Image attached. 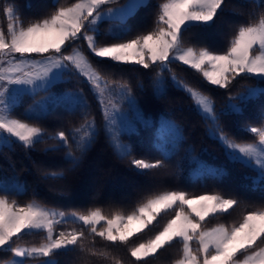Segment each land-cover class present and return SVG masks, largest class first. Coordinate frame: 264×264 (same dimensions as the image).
<instances>
[{"label":"snow or ice","instance_id":"6c2138e0","mask_svg":"<svg viewBox=\"0 0 264 264\" xmlns=\"http://www.w3.org/2000/svg\"><path fill=\"white\" fill-rule=\"evenodd\" d=\"M115 2L74 0L67 6L57 3L49 14L24 23L10 0H0V12L7 21L6 31L0 28V147L19 144L28 150L42 140L43 128L14 116L24 97L33 98L25 116L35 120L41 119L52 106L61 102L68 104L73 111L87 108L80 95L58 97L50 92L52 86L70 72L91 86L103 108L105 130L117 154L121 158L131 155L130 145L121 143L120 137L135 133L133 120L144 125H148V121L136 108L126 83L120 84L102 76L79 48L67 51L70 44L80 40L86 42L88 51L99 61L134 64L144 69L159 66V71H171L169 65L179 62L220 89H229L241 76L255 78L258 84H264V13L256 22L241 24L225 50L212 51L208 47L185 46L184 33L213 23L223 12L226 0H163L157 7L153 28L127 40L123 39L131 31L127 21L136 10L146 6L145 0H129L119 8L106 7ZM105 20L118 25V30L108 33L114 42H98V25ZM172 81L190 97L197 112L210 123L209 134L224 146L228 161L240 163L255 172L256 176L248 179L264 186V125L245 129L257 138L256 142L229 139L217 123L219 116L211 98L175 75ZM162 84V80L156 81L157 91L162 90ZM114 85H119L115 97ZM41 93L46 95L36 101L34 98ZM259 95H264V88L248 87L237 96L230 95L220 115L242 113L244 107ZM233 100L239 103L234 104ZM124 103L128 104V112L121 111ZM163 127L171 135L159 146L162 158L155 161L133 158L130 161L133 168L140 172L159 169L171 159L182 136L169 121H165ZM81 132L84 134L79 135ZM95 134L94 121L86 119L83 125L73 130L75 149L81 153L86 151ZM50 139H57L64 147H72L69 136L63 131ZM66 158L73 164L78 162L71 150ZM199 167L206 177L221 179L226 174L223 168L204 163ZM61 175L49 174L51 178H60ZM24 191V186L14 180L0 182V250L7 249L13 257L3 264H24L25 257L49 258L59 250L76 246L81 252L105 259L109 256L105 249L124 246L133 258L131 264H144L148 257L173 242L181 245V255L175 264H264V207L245 212L239 223L231 226L204 227L207 219L227 213L239 204L237 199L220 192L196 195L183 190H165L147 196L126 213L115 210L106 215L99 207L87 212L73 210L66 213L35 201L21 205L16 200H9V195H20ZM170 213L174 214L153 236L134 242ZM69 223H78L80 228L56 233L57 225ZM41 233L38 246L22 247L18 243L25 235ZM97 237L104 242V249L99 251L93 247ZM194 241L198 244L195 249L191 246ZM114 259L115 264H124L122 260ZM43 264H55V261L44 259Z\"/></svg>","mask_w":264,"mask_h":264},{"label":"trees","instance_id":"16d2710c","mask_svg":"<svg viewBox=\"0 0 264 264\" xmlns=\"http://www.w3.org/2000/svg\"><path fill=\"white\" fill-rule=\"evenodd\" d=\"M10 2L16 7L18 17L27 23L49 14L57 3L67 6L74 0H10ZM124 2L125 0H116L106 7ZM162 2L163 0H147L146 6L136 10L127 21L131 31L123 39H131L137 34L151 30L157 7ZM262 13L264 0H226L223 12L213 23L184 33L185 46L196 45L208 47L212 51H223L241 24L256 22ZM108 23L103 21L99 25V43L114 42L107 32ZM6 26V18L0 12V28L6 31ZM75 44L80 45L81 50L102 76L120 84H127L148 125L135 121V133L120 137L131 148V155L121 158L105 130L104 113L91 86L82 77L66 73L61 81L52 86L50 92L81 91L87 108L73 111L59 103L51 107L41 119L35 120L26 117L24 113L33 98H23V102L14 113L15 118L37 123L43 128L44 133L41 142L28 150L19 144L0 147V181L14 180L25 188L20 195H9L10 201L16 200L21 205L35 201L66 213L73 210L87 212L90 208L99 207L106 215L115 210L126 213L147 196L165 190H183L196 195L220 192L239 201V204L229 212L207 219L205 228L217 224L231 226L239 223L245 212L264 207V186L248 179L254 178L256 173L240 163L228 161L223 145L208 134L210 123L197 112L190 97L173 83L172 76L175 75L179 80L211 98L215 112L219 116L217 123L226 136L235 139L236 142H256L257 138L245 129L264 125V95L251 100L240 114L220 113L225 109L230 95L236 96L248 87L264 88V84H258L255 78L241 76L236 78L229 89H220L208 84L199 73L179 62L169 65L171 71L168 69L159 71V66L144 69L134 64H114L93 57L87 49L86 42L82 40L70 44L67 50H71ZM158 72L159 75L163 74L164 83V89L159 94L155 92ZM43 94L45 93L36 97ZM234 101L239 103L237 100ZM86 119L94 121L96 134L90 147L81 153L75 149L72 133L74 129L83 125ZM163 120L171 121L180 130L182 140L175 145L174 154L165 162L164 167L140 172L131 166V159L155 161L162 158L159 146L171 135L165 131V135L163 134L161 124ZM60 131L69 136L71 149L62 146L57 139H50ZM70 150L78 161L76 164L66 158ZM200 163L223 168L226 174L221 179L206 177L201 173ZM50 173L62 175L60 178H51ZM173 214H166L158 225L140 234L134 242L149 239ZM74 227L79 229L80 225L62 224L57 225L56 229L66 231ZM85 232L87 233L86 229ZM42 235V233L25 235L18 243L21 246H38ZM192 245L193 249L198 247L195 241ZM93 247L98 251L104 249V242L97 237ZM105 250L109 253L107 259L81 252L79 246L70 250H59L50 258L54 259L55 264H115L114 258L122 260L124 264H131L133 260L124 246L109 247ZM180 255L181 245L173 242L148 257L144 264H175ZM11 257L12 254L7 249L0 250V261L9 260ZM32 259L42 258L33 257L26 260Z\"/></svg>","mask_w":264,"mask_h":264},{"label":"rangeland","instance_id":"374dc122","mask_svg":"<svg viewBox=\"0 0 264 264\" xmlns=\"http://www.w3.org/2000/svg\"><path fill=\"white\" fill-rule=\"evenodd\" d=\"M147 0H145V2H146ZM255 1H259V0H255ZM129 2V0H125V2L124 3H122V4H120V5H116V6H111V8H119V7H121L122 5H124V4H126V3H128ZM105 21H108L109 23H108V26H107V32L109 33L110 31H116V30H118V25H116L113 21H109V20H105ZM100 25V24H99ZM99 25H98V29H99ZM73 48H79L80 50H81V48H80V45H77V44H75V45H73L72 47H71V50L73 49ZM71 50H69V52L71 51ZM68 51V50H67ZM82 51V50H81ZM162 80L163 79V74H160V75H158V77L156 78V81L157 80ZM156 81H155V92L157 93V94H159L160 92H162L163 91V89H164V83L161 85V88H162V90L161 91H157L156 90ZM118 87H119V85H114L113 86V97H115V93H116V91H117V89H118ZM254 87H259V86H254ZM262 88V87H261ZM244 92V91H243ZM243 92H240V93H238V95L239 94H241V93H243ZM52 94H55L56 96H58V97H63L65 94H76V95H80V96H82L83 97V94H82V92L81 91H78V90H67V91H62V92H51ZM203 93V92H202ZM204 95H206V96H208L207 94H205V93H203ZM44 95H46V94H43V95H41V96H39V97H36L35 98V100L36 101H38V100H41L43 97H44ZM237 96V95H236ZM131 97H132V99L135 101V98H134V96L131 94ZM209 97V96H208ZM84 98V97H83ZM99 101V100H98ZM228 102H229V100H228ZM100 103V102H99ZM232 103H236V101H232ZM33 104V101L25 108V110H24V113L26 112V110L27 109H29V107L31 106ZM61 104H63L65 107H67V108H69L70 109V107L68 106V104H66L65 102H61ZM106 104H107V100H106ZM228 104V103H227ZM101 105V104H100ZM135 106H136V108H138L137 107V105H136V103H135ZM53 107V106H52ZM108 107H111L110 105H108ZM102 108V107H101ZM102 110H103V108H102ZM128 110H129V108H128V104L127 103H124L122 106H121V111H123V112H128ZM103 113H104V111H103ZM130 115V119L132 118L131 117V113L129 114ZM164 119H167V118H164ZM89 121H91V120H89ZM165 121H168V120H163V121H161V124H162V129H163V134L165 135V132L166 133H169L168 131H167V129H165L164 127H163V125H164V122ZM133 122H134V124H135V121L133 120ZM169 122H171V121H169ZM172 123V122H171ZM173 124V123H172ZM209 128H210V124H209V127H208V134H209ZM165 131V132H164ZM84 133L83 132H81L80 133V135H83ZM210 135V134H209ZM219 136V133H217V137ZM120 142L121 143H123V144H126V143H124L121 139H120ZM220 142V141H219ZM221 143V142H220ZM246 143H252V142H246ZM224 147V146H223ZM0 182H2V181H0ZM50 209H53V208H50ZM55 231H56V233H59L60 231H63V230H61V229H55ZM191 246H192V248H193V245L191 244ZM22 247H31V246H22ZM11 258H13V257H11ZM10 258V259H11ZM15 259H19V258H15ZM27 259V257H25L24 258V264H43V260L44 259H50V260H52V261H54V259H52V258H42V259H37V260H26ZM7 261V260H6ZM0 264H3V261H0Z\"/></svg>","mask_w":264,"mask_h":264}]
</instances>
